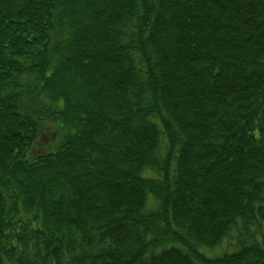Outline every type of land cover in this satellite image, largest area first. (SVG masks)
<instances>
[{
	"label": "trees",
	"instance_id": "1",
	"mask_svg": "<svg viewBox=\"0 0 264 264\" xmlns=\"http://www.w3.org/2000/svg\"><path fill=\"white\" fill-rule=\"evenodd\" d=\"M0 264H264V0H0Z\"/></svg>",
	"mask_w": 264,
	"mask_h": 264
}]
</instances>
